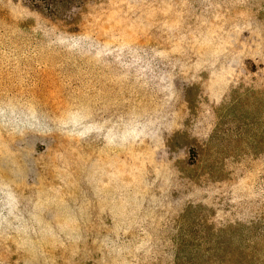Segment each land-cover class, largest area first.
I'll use <instances>...</instances> for the list:
<instances>
[{
    "label": "rangeland",
    "instance_id": "obj_1",
    "mask_svg": "<svg viewBox=\"0 0 264 264\" xmlns=\"http://www.w3.org/2000/svg\"><path fill=\"white\" fill-rule=\"evenodd\" d=\"M34 3L0 0V264H264V0Z\"/></svg>",
    "mask_w": 264,
    "mask_h": 264
},
{
    "label": "trees",
    "instance_id": "obj_2",
    "mask_svg": "<svg viewBox=\"0 0 264 264\" xmlns=\"http://www.w3.org/2000/svg\"><path fill=\"white\" fill-rule=\"evenodd\" d=\"M69 1L71 0H35L33 7L37 13L42 10L52 17H58L64 12ZM138 1L140 5L136 6ZM146 2L147 0H132V6L136 11L142 10ZM262 237L264 239V235ZM259 256L258 250L178 252L174 254L170 264H260ZM78 263L89 264L81 261Z\"/></svg>",
    "mask_w": 264,
    "mask_h": 264
}]
</instances>
